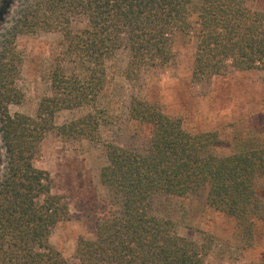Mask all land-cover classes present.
Segmentation results:
<instances>
[{"label": "trees", "instance_id": "obj_1", "mask_svg": "<svg viewBox=\"0 0 264 264\" xmlns=\"http://www.w3.org/2000/svg\"><path fill=\"white\" fill-rule=\"evenodd\" d=\"M36 11L22 18L16 33L28 34L43 22L61 33L65 50L50 73L51 95L41 100L36 116H11L6 107L3 112L0 264H71L49 242L67 205L51 193L50 174L34 161L43 137L56 128L58 111L95 106L108 59L126 52L131 79L169 66L174 39L191 35L196 83H209L230 69L264 71V13L255 10L253 0H41ZM73 16L85 18L86 27L74 30ZM66 63L74 65L70 74ZM11 65L7 103L16 102ZM129 118L145 126L148 136L139 144H105L107 165L99 179L111 212L97 223L94 240L78 242L80 264H205L211 239L197 243L177 235L173 222L158 215L161 197L205 192L207 205L246 234L254 223H264V199L257 191L264 178V141L247 140L244 149L219 157L211 151L215 133L190 134L155 104L132 101ZM102 124L87 113L57 129L100 141Z\"/></svg>", "mask_w": 264, "mask_h": 264}, {"label": "rangeland", "instance_id": "obj_2", "mask_svg": "<svg viewBox=\"0 0 264 264\" xmlns=\"http://www.w3.org/2000/svg\"><path fill=\"white\" fill-rule=\"evenodd\" d=\"M41 0H13L10 13L0 26V182L6 172V153L2 142L3 112L34 118L39 103L51 95L50 73L63 58V37L46 29L43 22L28 34L16 33L22 18L36 11ZM254 8L264 13V0H253ZM40 15V13H39ZM192 13L190 21L196 22ZM74 30L86 27V20L73 16ZM195 39L177 36L174 59L163 69L145 70L127 78V53L118 52L105 63V83L94 107L60 110L56 128L40 143L34 166L47 171L51 193L67 205V215L53 229L50 245L71 264H80L76 249L81 240H94L97 223L111 212L107 190L99 174L107 165L105 144H139L148 129L129 118L132 101L155 104L169 117L179 119L190 134L215 133L211 151L222 157L241 149L247 140L264 141V71L235 72L231 69L209 83L192 80ZM10 63L14 103L10 101ZM67 73L74 65L66 63ZM94 113L103 121L100 141L59 127ZM264 199V178L257 181ZM158 215L172 221L177 235L193 242H208L211 250L205 264H264V223H254L247 234L236 221L207 205L206 193L197 197H161Z\"/></svg>", "mask_w": 264, "mask_h": 264}, {"label": "flooded vegetation", "instance_id": "obj_3", "mask_svg": "<svg viewBox=\"0 0 264 264\" xmlns=\"http://www.w3.org/2000/svg\"><path fill=\"white\" fill-rule=\"evenodd\" d=\"M13 0H0V26L3 24L5 17L10 13V7Z\"/></svg>", "mask_w": 264, "mask_h": 264}]
</instances>
